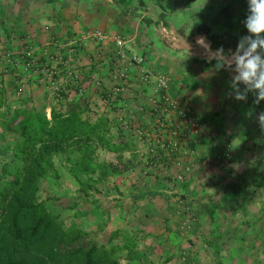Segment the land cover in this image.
<instances>
[{
    "label": "crops",
    "instance_id": "1",
    "mask_svg": "<svg viewBox=\"0 0 264 264\" xmlns=\"http://www.w3.org/2000/svg\"><path fill=\"white\" fill-rule=\"evenodd\" d=\"M145 1L0 0V171L1 164L12 160V150L19 139L18 135L10 134L2 127L4 120L8 119L10 123L15 120L20 109L32 107L40 109L46 106L48 113L52 105L49 99L45 100L44 93L39 91L43 90L42 85L45 82L49 84L51 81H46L49 78H46L48 76L45 72L35 70L37 68L32 64V60L28 59L47 60L50 54L54 57L58 54L63 57L67 55L69 59L71 54L61 52L60 43L67 44L66 47L79 46V49L73 50L70 63L72 70L61 74L60 66H57L58 74L52 79L57 82L59 77L62 86L69 88L68 101H78L82 105L86 103L85 118L95 122L105 117L117 125H114L113 135L122 139L130 138L134 144L132 150L125 153V158L129 159L132 153L138 158L136 169L121 178L109 181V188L112 189L116 184L119 194L111 191L97 195L99 202L90 210V205L84 201V204L79 205L81 214L75 213L73 221L81 218L85 225L98 227L96 232L103 237L100 244L108 248L123 247L127 234L135 236L136 231L146 233V240L139 238L137 254L128 259V252L123 251L120 254V264H174V256L164 260L160 257L168 256L166 249L169 248L164 244L166 239L175 235L174 241L181 242L177 239V227L185 218L182 211L186 208L196 217L193 226L197 228L198 233L203 231L217 233L219 236L225 235L226 232L241 233L234 241L242 243V257H229L228 261L219 257L208 260L203 257L199 247L197 263L264 264V124L260 119L263 113L257 109L260 105L264 106V101L257 103L253 92L252 103L235 105V92L230 82L234 71L227 68L218 69L216 60H213L214 63L207 61L211 65L206 68L202 63L194 64L195 59L190 60L186 56L165 50L163 42L176 50H190L191 47L184 44L183 39L169 32V18L163 16L166 14L164 9H167L169 0ZM145 3L150 10L157 8L148 17L146 32L141 26L143 12L135 9ZM89 28H98L124 38L127 50L132 55L143 56L149 67L167 75L170 78V93L189 104L203 120L208 137L199 141L196 151L199 159L195 167L185 173L186 180L183 183H178L176 170L166 164L163 157L161 159L166 165L169 185L181 184V189L177 187L175 192H162L153 185L155 178L154 181L150 180L153 178L148 176L147 171L154 169L156 173L163 165L156 168L148 165V162L153 161L152 143L148 138L139 139L135 135V126L148 125L150 110L157 100V94L152 88L140 84L138 72L134 68L129 70L130 90L134 93L129 90L128 95L120 96L116 103L109 102L105 92L115 85V45L110 41L98 43L80 37V34ZM53 56L51 57L54 58ZM56 65L57 63L51 62V67ZM220 71L227 80L221 78ZM72 72L78 76L74 84ZM71 82L70 86L68 83ZM97 84L103 85L100 90L101 98L93 97L92 90ZM73 86L80 87V90L82 88L86 97L87 93L90 96L83 101L79 100ZM56 103L57 101L54 104ZM225 153H229L228 156L232 159V163L226 166L223 159ZM104 154L108 161L117 163L115 155ZM221 166L224 167L223 170L219 169ZM241 168L244 174L242 178L235 174L236 170L241 171ZM227 169L232 172H227ZM67 181L60 184L67 189L66 182L71 183L73 192L68 195L70 203L78 198L82 199L74 181L71 178ZM239 184L244 185L242 199L236 196L234 206L228 202L231 207L228 211L218 207L223 204L224 197H220L221 194L216 191L217 187L241 186ZM135 188L141 191L135 193ZM230 190L231 188L227 191ZM56 191L51 189L53 193ZM59 191L63 194L61 187ZM239 195L241 197V193ZM52 206L54 210L65 211L64 208H58L59 206ZM78 209L76 206L72 207L76 212ZM89 214L94 218L89 220ZM162 221L165 224L161 223ZM89 231L86 229L84 232L91 235ZM113 233L117 234V238L111 244ZM172 244L175 243L171 242ZM157 246L162 249L160 257L156 254ZM180 246L184 248L187 244H179ZM149 251L155 254L153 260L146 258Z\"/></svg>",
    "mask_w": 264,
    "mask_h": 264
},
{
    "label": "trees",
    "instance_id": "2",
    "mask_svg": "<svg viewBox=\"0 0 264 264\" xmlns=\"http://www.w3.org/2000/svg\"><path fill=\"white\" fill-rule=\"evenodd\" d=\"M207 37L214 51L221 49L218 36ZM51 58L38 60L39 67L33 63L44 72L46 66L50 67ZM59 66L64 73L63 64ZM252 93L246 100L235 99V105L252 103ZM59 94L62 99L53 97L57 103L50 105L48 113L46 106L20 109L15 120L9 123L4 118L1 124L19 139L12 150V160L1 164L0 264H120L123 251L128 252V259L137 254V235L127 234L123 247L108 248L76 225H65L52 206L54 198L41 199L40 195L42 182L52 180L60 185L67 176L89 205L99 202L96 195L111 191L119 194L116 184L109 188V181L136 169L138 156H124L132 150L133 140L114 136L117 125L105 117L95 122L85 118L86 103L68 101L64 88ZM257 109L264 114L263 105ZM102 153L115 155L117 163L102 158ZM159 155L162 158L163 154ZM149 164L156 165L154 160ZM116 238L113 233L110 243Z\"/></svg>",
    "mask_w": 264,
    "mask_h": 264
},
{
    "label": "rangeland",
    "instance_id": "3",
    "mask_svg": "<svg viewBox=\"0 0 264 264\" xmlns=\"http://www.w3.org/2000/svg\"><path fill=\"white\" fill-rule=\"evenodd\" d=\"M145 2H148V0H146ZM158 3L159 2H157L156 4L158 5ZM166 5H167V9H164L166 14H163V16H166L169 18L168 19L170 21V23L168 25L169 32L172 34H175L177 36V38L183 39L184 44H186L187 46H190L191 49L187 50L185 48H181V49L176 50V49H173L171 47V45L167 44L166 42H163V48L167 51L186 56L190 60L195 59L193 61L194 64H199V63L201 64L202 63V65L204 67H206L207 65H211L210 63H207V61L213 62V60H215L213 58V56L218 50L217 51L213 50V47H212V45H211V43L207 37L208 34L212 35V36H218L220 38V43H222L221 49H223L225 55H228L230 53H235L237 51V45H238V42L240 41L241 37L249 35V33L247 32L246 28L244 27V23H243L245 16L247 14V9H248L247 0H169ZM135 9L141 10L143 12L144 19L141 21V26L143 27V31L146 32L147 27H148L147 26V20H149L148 17H150L151 13L154 10H156L157 8L156 9L152 8V10H150L148 5L145 3L143 5L140 4L139 7L135 8ZM137 16H139V15H137ZM139 17H142V16H139ZM97 30H99V29L98 28H89L86 31L84 30V33L80 34V37L83 36L86 38L87 34L95 32ZM101 31H103V30H101ZM109 35H111V34H109ZM73 36H75V34ZM86 40L89 41L92 39H86ZM94 41L97 42L96 40H94ZM98 43H100V42H98ZM60 44L59 45H60L61 52H66L67 54L70 53L71 58L69 60L72 61L74 52H70V51L74 50V49H79L80 47L79 46H72V45L66 47L67 44H62V43H60ZM82 44H84V42ZM186 51H188V52H186ZM258 51H259V49H258ZM192 54H195V55H192ZM49 56L51 57V54ZM50 57H48V58H50ZM28 60L29 61L32 60V64H34L33 62H37L36 64L38 67L41 65L38 62L39 59L33 60V58H31V59L29 58ZM71 61H69V62L71 63ZM63 62H65V61H63ZM97 62H100V61H97ZM37 66H36V68H38ZM63 66H64V73L69 72L70 69L72 70V68H70L71 67L70 64H66V65L63 64ZM31 67H32V65H31ZM121 67L124 68L126 66L117 64V66L115 68L116 71L119 70ZM131 68L134 69V67H131ZM36 70H38V69H36ZM43 70L44 71L52 70L51 64H50V67L48 65ZM222 73L223 72H221V71L219 72V74L221 75V78L223 77L224 80H227V78ZM61 74H63V72H61ZM113 76H114V74H113ZM46 78H49L46 81H51V83L55 82V80L52 79L53 77L51 78L48 76ZM59 80H60V78L58 77V79L56 80L57 82H55V83H60L61 89L64 88V94H67L68 90L66 89V86L63 87L62 86L63 83L60 82ZM230 82H231V79H230ZM45 83L42 85V86H44L43 90L39 89V91L44 93L45 100L49 99V103L54 104L56 102V100H55L56 93L54 92L53 89H51L52 88L51 83H49V84H45ZM100 83H102V81H100ZM68 84L71 86L72 82L68 83ZM83 86L84 85H82V87ZM231 87H232V85H231ZM102 88H103V85L97 84L96 87L92 90L93 97L97 96V98H101L100 90ZM109 89H106V92H105V94H107V96H106L107 98H108V94H109L108 93ZM129 90H130V82H129V88L127 91L129 92ZM73 91H74V93H76V91H77V93L79 94V96H78L79 100L83 101V99L88 98L89 94L87 93V97H86V93L84 94V90L82 88H81V92H79V88H76V87L73 88ZM128 92H125L121 96H127ZM130 93L133 94L134 92L130 90ZM53 97H55V98H53ZM192 110H194V109L192 108ZM202 122H203V120H202ZM135 123H136V121H135ZM147 126L148 125L143 124L142 128L147 127ZM204 127H205V125H204ZM138 128H139V126L138 127L135 126V129H138ZM206 131H207V129H206ZM196 151H197V147H196ZM228 155H229V153L223 154L225 166L228 165V163H232L231 156L229 157ZM197 156H198V154L196 152V156H195L196 159L193 163L194 164L193 168L195 167V163L197 164V161L199 159V157L197 158ZM102 158H105V154H103V153H102ZM221 159H222V157H221ZM162 164H163L162 168L158 169L156 173H155L154 169L149 171V172L147 171L148 176H152V178H153L150 180L154 181V178H155L153 185L156 188H159V191H162V192L163 191H169V190H172V192H175L177 190L176 189L177 187H179V189H181V187H183L181 184L169 185V181H168L169 176L166 173V165H165V163H162ZM219 169L223 170L224 167L221 166V167H219ZM238 170H240V168H238ZM142 172H144V171H142ZM227 172L230 173L232 171H231V169H227ZM227 172H225L226 175H228ZM235 174L240 175L239 177L242 178L241 176L244 175L242 168H241V171L236 170ZM68 179L69 178L67 176L65 178V180L67 181ZM226 180H229V179H226ZM67 182H66V186H67L66 188L67 189H64L62 184L58 185V187H57L56 182H54L52 180L49 182L48 181L42 182V189H41V195H40L41 199H46V198H52L53 199L54 198V201L52 202V204L55 206V208H56V206H59L58 208H64L65 209L64 212H62L61 209L60 210L56 209L57 212L58 211L62 212L60 214L62 216V220H63V223L65 225L70 226V225L74 224L77 227H79L82 231H85L86 229L90 230L89 232H91V235H92V232H93V235H95V237H93V235H92V237L97 242L100 243V241L102 240L103 237L101 238L100 237L101 235L98 232H96V229L98 227L96 228V226H91L89 224L85 225V223L83 222V219L81 220V218H79V220L76 222L73 221V216L75 213L81 214V209H80L81 207H79V205L84 204L83 203L84 200L78 198V200H76L75 202L70 203L71 199L69 198L68 195L73 192V189H71L72 188L71 183L69 184ZM239 185H241V186H232V187L229 186V187H227L228 185H224L223 187L222 186L217 187L216 191L221 194L220 197H222V195H223L224 200H225V202L223 200V204H219L218 207L221 206V207H223L224 210L228 211L231 209V207L227 204L228 202H229V204L234 206L235 202H236V196L239 199H242V197H243V194H242L243 190L242 189H243L244 185H242V184H239ZM53 186H55V188ZM59 187H61V189L63 190L64 195L62 194L61 191H59ZM230 188H231V190L227 191ZM51 189H53V191L57 190L56 192H57V194H59V196L57 194L51 192ZM140 191H141L140 189L135 188V193H138ZM240 193H241V197L239 195ZM216 195H218V194H216ZM168 196H170V195L168 194ZM178 196L179 195L177 193V197ZM96 197H98V196L97 195L94 196V198H96ZM100 198H102V197H100ZM57 202H59V203H57ZM75 206L79 208L77 210V212L75 210H72V207H75ZM90 206H92V207H90ZM90 206H88V210L93 208V205H90ZM241 210H243V208ZM182 212H184L183 214H185L184 215L185 218L183 219V221L181 222L179 227H177L178 231H179V232H177L178 233L177 239H180L181 242L178 243L179 240L174 241L176 239L175 235H172L170 237L171 239L168 238L165 240L164 244L166 243L167 247L169 248V250L166 249L167 255H168L167 257L165 255H162V256L160 255V251H162V249H160L159 246H157L156 248L158 250V253H156V254L159 257L161 256L160 257L161 260H164L165 258L168 259L169 257L174 256L172 258V259H175L174 264H199V263H197L198 258H199V253H198L199 247H201L200 251L203 252V257H206L208 260H210L212 258L219 257V258H226L227 259L226 261H228L230 259L229 257H235V256L242 257L243 256L244 250H243L242 243H239V242L235 243V241L237 240V237L240 236L241 233H235L234 234L233 232H231V233L226 232L225 235H223L224 237L221 235L219 236V234H217V233H209V232L205 233L203 231H201V233H198L197 228L196 227L194 228V226H193L195 223L194 219H196V217L193 216L192 214H190L189 213L190 211L186 208H184ZM83 216L84 215H81V217H83ZM91 218H94V217L92 214H89V220H91ZM94 223H96V219H95ZM161 223L165 224L163 221ZM142 232L143 231H141V232L136 231L135 235H137L138 238H140V240L143 241V240H146L148 238V236L146 233L143 234ZM222 240H224L223 243H222ZM229 240H230V242H228ZM171 242H174L175 244L171 245ZM231 242H234V243H231ZM179 244H185V245L187 244V246L182 248L181 246L179 247ZM220 244H222V245L220 246ZM171 249H173V250H171ZM154 256H155V254H153L152 251L151 252L149 251L148 256L146 258H147V260L148 259L153 260Z\"/></svg>",
    "mask_w": 264,
    "mask_h": 264
},
{
    "label": "built area",
    "instance_id": "4",
    "mask_svg": "<svg viewBox=\"0 0 264 264\" xmlns=\"http://www.w3.org/2000/svg\"><path fill=\"white\" fill-rule=\"evenodd\" d=\"M86 38L97 42H112L115 45L116 63L126 66L114 73L115 85L109 89V102H114L119 96L128 92L130 82L128 72L132 69L131 67L137 70L140 84L146 88H152L157 94V100L154 101L153 108L150 110L148 128L135 129V135L139 139L148 138L152 143V159L156 163L154 167L163 165L159 155L163 154L162 157L166 164L176 170L175 177L178 183H183L186 180L185 173L194 166L196 147L199 141L208 137L200 117L189 104L170 93V78L167 75L149 67L143 56L132 55L127 51L124 38L119 35H109L101 30L87 34ZM69 61L71 60H64L63 56L58 54L51 58V62L57 63V65L52 67V70L44 72L52 78L58 74L57 66L70 64ZM72 74L75 83L78 76L77 73L72 72ZM51 84V89L56 93V100L62 99L60 94L58 95L62 91L61 84L55 82Z\"/></svg>",
    "mask_w": 264,
    "mask_h": 264
},
{
    "label": "clouds",
    "instance_id": "5",
    "mask_svg": "<svg viewBox=\"0 0 264 264\" xmlns=\"http://www.w3.org/2000/svg\"><path fill=\"white\" fill-rule=\"evenodd\" d=\"M247 4L243 23L249 35L241 37L235 53L225 55L220 49L213 58L218 69L234 71L232 88L236 100H246L248 93L254 92L259 103L264 101V0H247ZM260 119L264 122V114Z\"/></svg>",
    "mask_w": 264,
    "mask_h": 264
}]
</instances>
